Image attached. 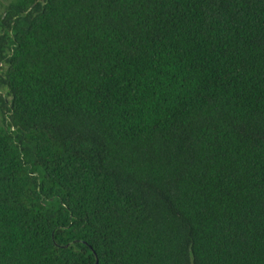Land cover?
Here are the masks:
<instances>
[{"label":"trees","instance_id":"16d2710c","mask_svg":"<svg viewBox=\"0 0 264 264\" xmlns=\"http://www.w3.org/2000/svg\"><path fill=\"white\" fill-rule=\"evenodd\" d=\"M0 264H264V0H9Z\"/></svg>","mask_w":264,"mask_h":264},{"label":"rangeland","instance_id":"374dc122","mask_svg":"<svg viewBox=\"0 0 264 264\" xmlns=\"http://www.w3.org/2000/svg\"><path fill=\"white\" fill-rule=\"evenodd\" d=\"M9 0H0V15L3 13V5H6ZM0 96H4L8 101L5 89H0ZM2 114L0 113V126L3 124Z\"/></svg>","mask_w":264,"mask_h":264},{"label":"water","instance_id":"95a60500","mask_svg":"<svg viewBox=\"0 0 264 264\" xmlns=\"http://www.w3.org/2000/svg\"><path fill=\"white\" fill-rule=\"evenodd\" d=\"M97 264V263H96Z\"/></svg>","mask_w":264,"mask_h":264}]
</instances>
